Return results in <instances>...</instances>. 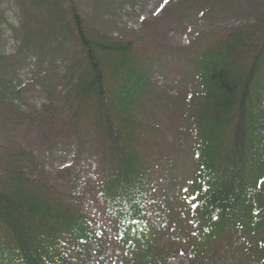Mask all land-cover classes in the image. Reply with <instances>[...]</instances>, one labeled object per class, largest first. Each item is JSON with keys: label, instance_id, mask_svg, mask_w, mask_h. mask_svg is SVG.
<instances>
[{"label": "trees", "instance_id": "trees-1", "mask_svg": "<svg viewBox=\"0 0 264 264\" xmlns=\"http://www.w3.org/2000/svg\"><path fill=\"white\" fill-rule=\"evenodd\" d=\"M17 6L19 52L40 45L42 29L50 28L65 30L75 53L70 89L40 115L6 103L15 72L0 53V264H72L61 240L84 245L96 236L77 205L27 173L20 161L26 151L15 137L31 128L50 141H94L102 212L124 263L162 264L176 252L180 245L167 238L169 230L151 222L163 216L190 232L187 245L194 236L197 249L228 232L249 235L253 264H264V19L189 49L191 81L180 118L191 136L185 195L160 202L154 194L164 190L170 155L153 117L152 46L96 31L75 0H17ZM1 19L0 13V26Z\"/></svg>", "mask_w": 264, "mask_h": 264}, {"label": "rangeland", "instance_id": "rangeland-1", "mask_svg": "<svg viewBox=\"0 0 264 264\" xmlns=\"http://www.w3.org/2000/svg\"><path fill=\"white\" fill-rule=\"evenodd\" d=\"M82 18L96 31L152 46V82L158 87L154 122L162 134V146L170 155L168 171L161 173L160 202L185 191L191 136L181 127L182 102L190 87L189 49L213 34L264 19V0H75ZM0 53L12 61L14 76L3 98L21 111L40 115L47 105L59 106L70 87L68 74L74 49L62 29H42V43L19 52L16 30L20 24L17 0H0ZM13 56H17L12 59ZM26 157L20 159L27 173L47 184L54 195L77 205L92 221L97 238L87 246L66 249L75 264H126L102 214L97 186L99 158L93 140L70 137L50 141L35 128L16 133ZM155 228L180 246L162 264H253V240L249 235L228 232L206 248H196L190 232L172 228L163 216L151 219ZM179 230V231H178Z\"/></svg>", "mask_w": 264, "mask_h": 264}, {"label": "snow or ice", "instance_id": "snow-or-ice-1", "mask_svg": "<svg viewBox=\"0 0 264 264\" xmlns=\"http://www.w3.org/2000/svg\"><path fill=\"white\" fill-rule=\"evenodd\" d=\"M262 183H264V181H262Z\"/></svg>", "mask_w": 264, "mask_h": 264}]
</instances>
